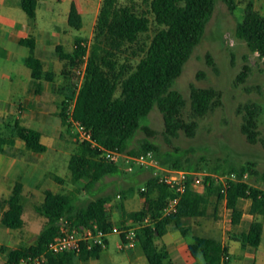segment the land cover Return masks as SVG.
<instances>
[{"label": "trees", "instance_id": "16d2710c", "mask_svg": "<svg viewBox=\"0 0 264 264\" xmlns=\"http://www.w3.org/2000/svg\"><path fill=\"white\" fill-rule=\"evenodd\" d=\"M230 11L237 8L236 0H223ZM38 0H22L25 12L35 16ZM154 15L159 29L145 50L144 56L135 67L126 64L119 65L120 56L139 41L140 35L149 30L150 20L145 14H139L131 6H122L118 0H103L98 14L94 40L90 48L86 39L77 36L72 51H67L62 44L56 47V55L64 61L63 75L69 79L72 68L78 66L87 57L85 74L79 85L76 80L62 89L68 94L62 100L59 117L62 123L71 131L72 124L68 120L67 110L74 102V119L91 131L96 147L88 141L77 144L71 155L69 169L74 182L87 179L85 189L91 195L92 191L101 189L106 184V178L116 176L122 168L119 164L109 162L100 157L99 147L108 151L125 152L137 156L148 151H154L164 166L173 169H198L192 164L184 165L182 156L171 158L162 153L160 147L148 138L142 139L133 146L137 133L145 131L148 136L155 132L149 125V115L157 107L163 114L166 134L175 137L180 130L189 136L195 134L197 122L188 123L184 119V108L187 100L183 93L174 89L176 80L181 76L186 62L190 59L196 46L201 42L206 26L215 10L216 0H144ZM68 24L75 30H81L84 22L75 2H72ZM235 36L244 41L252 52H258L264 59V14L256 9L252 0L244 6V17L238 23ZM21 45L29 47L31 53L26 59V65L32 71L33 86L36 93L43 89V80L53 81L54 72L45 71L41 59L36 57V41L33 36L23 38ZM209 63H212L211 58ZM246 68L237 81L243 82L247 76ZM120 93L118 94V91ZM221 93L213 88H194L190 94V106L193 116H203L220 104ZM246 114L241 131L247 142L256 144L262 141L258 130L260 107L256 104L245 107ZM12 137L0 132V153L15 155L11 145L13 138L25 142L26 149L34 153H44L47 146L41 142L42 133L16 122L11 127ZM160 152V153H159ZM159 153V154H158ZM251 173H257L254 162H247ZM214 173L223 174L220 168ZM236 171V170H233ZM232 171H230L231 173ZM240 176L246 174L245 166L241 167ZM264 179V175H263ZM55 180L60 184L65 181L59 176ZM145 191L141 195L145 204L141 211L125 213V217L135 221H143L150 216L146 225L136 230L137 240L149 264H173L169 252L158 246L157 240L169 230V226L178 229L184 237H191L189 250L193 257L201 258L205 264H223L227 248L213 237L192 235L186 219L205 217L209 215L208 208L211 199L226 200L232 210V224L237 225L242 218L239 200L250 199V213L254 220L247 233L238 238L244 246L257 248L263 237L264 224L260 217L264 216V190L250 186L247 181H234L224 195L215 182L205 184L201 189L189 184L178 205V212L163 215V209L172 191L152 176L145 183ZM23 185L16 183L13 194L8 200L0 201L7 206L2 214L1 225L11 229H20L25 225L23 219L24 204L22 202ZM108 198L99 196L86 205H78L72 194L66 192H48L45 200L35 205V210L46 217L47 223L41 230L37 241L32 245H20L17 248L1 247L6 253L10 264H16L23 258L44 254L47 261L44 264H73L75 258L88 259L97 257L101 248L84 249L81 253L67 251L61 254L47 252L48 244L61 233L64 221L69 229L83 227L90 222H96L103 229H110L112 223L106 208ZM126 226V224H124Z\"/></svg>", "mask_w": 264, "mask_h": 264}, {"label": "rangeland", "instance_id": "374dc122", "mask_svg": "<svg viewBox=\"0 0 264 264\" xmlns=\"http://www.w3.org/2000/svg\"><path fill=\"white\" fill-rule=\"evenodd\" d=\"M118 1L122 6H131L137 13L145 14L150 20L149 30L141 34L139 41L119 58L120 66L126 64L135 67L140 58L144 56L142 50L148 48L152 38L161 29V26L155 21L150 6L144 0ZM248 1L250 0H236V10L230 11L223 0H216L215 10L206 26L204 36L186 62L181 76L175 82L174 89L181 91L187 100L183 112L185 121L198 123L194 130L195 134L189 136L184 130H180L177 136H168L165 132L163 114L155 107L149 115V125L155 134L149 137L145 131L140 130L133 141V146L138 145L142 139L148 138L160 147L162 153L169 154L171 158L176 157V155L182 156L181 161L184 165L189 163L197 167L198 170L206 172H214L215 168H220L221 172H226L223 174H228L230 171L239 174L238 171L241 170L242 166H245L249 185L264 190V145L262 141L256 144L247 142L241 131L246 114L245 107L256 104L260 107L258 117L260 139L264 138V59L261 58L260 53L252 52L244 41L237 39L235 36L237 25L244 17V6ZM252 1L256 9L264 14V0ZM71 2L72 0H43L40 3L38 14L44 12L50 18L53 16L56 18L66 16L67 18ZM102 2L103 0H82L80 2L84 16V25L81 30H75L65 22L61 25V27L65 26L67 30V33L63 35V45L66 50H73L77 36L85 38L87 40L86 45L90 48L94 40L96 22ZM208 56L211 58L212 63H209ZM86 61L87 57L83 58L78 66L72 68L73 76H70L69 79H66L62 73L64 61H61L56 54L52 63L50 61L49 64H46V68L54 72V83H49V86L55 96H58L59 88L70 83L73 78L79 85L82 83ZM11 64L0 57V71L16 70L13 79L15 83H18L19 69L28 67L20 64L19 61H14ZM246 68L249 69L246 71L247 76L243 82H238V76ZM21 78L25 80L23 74ZM200 87L213 88L219 91L221 93L220 104L205 115L195 117L190 106V94L194 88ZM3 133L5 134V132ZM66 136L68 141H65V148L63 147L62 150H59V143L53 140L51 135L44 139L48 150L44 153H36L35 158L40 162L37 168L42 175L49 172V174L53 173V175L64 179L63 185L58 182L56 186L49 185L48 189L72 194L76 204L86 205L93 198L102 195L105 184L101 189L92 191L90 195L84 186L87 179L80 182L72 180L69 169L70 155L76 150L77 144L82 141L75 134H67ZM159 158L160 161H164V157L159 156ZM249 161L256 164L255 170L257 173H251L249 166H246ZM121 168L122 171L116 176L122 177L126 184L116 185L113 189L125 193L123 199L125 204L130 202L132 197L140 200L144 181L138 178V170L128 173L125 170V165H122ZM124 193L121 194L122 197ZM27 200L31 201L28 195ZM121 202L122 200L119 201V203ZM250 203V199L240 201L239 207L246 215L249 213ZM24 204L26 205L25 211L28 214L29 211L32 213L33 203L24 202ZM208 212V221L212 224L217 221L214 217L216 214L222 219L229 213L223 201H217L216 197L211 199ZM33 214L36 218H40L37 213ZM260 220L264 224V216L260 217ZM45 222V218L40 219L36 230L42 229ZM200 230L203 232L202 229ZM197 233L201 232L197 230Z\"/></svg>", "mask_w": 264, "mask_h": 264}, {"label": "crops", "instance_id": "0c3cea01", "mask_svg": "<svg viewBox=\"0 0 264 264\" xmlns=\"http://www.w3.org/2000/svg\"><path fill=\"white\" fill-rule=\"evenodd\" d=\"M42 1L38 0L35 16L30 17L23 9L22 0H0V57H3L8 64L19 61L20 64L27 66L26 59L31 51L29 47L21 45L20 41L23 38L33 36L36 41V57L41 59L45 71H52L46 68V64H49L50 61L52 63L55 58L56 47L59 44L63 45V35L67 33V30L65 26L61 27V25L64 22L68 23L70 10L67 13V18L66 16L50 18L44 12L39 15L38 10ZM72 2H75L79 12L84 17L80 5L82 0H72ZM15 73L16 70L13 69L0 71V132H5V134L3 133L5 136L12 137L11 127L19 122L40 131L42 133L41 142L46 146L44 139L51 135L53 140L59 143V150H62L63 147L65 148V141H68L66 135L72 134L59 117L60 105L65 95L68 94L67 90L62 89L66 85L61 86L58 96H55L49 86V83H54V80H43L42 91L36 93V87L33 86L32 71L29 67L19 69L18 83H15L13 79ZM22 74L25 80H22ZM11 145L15 149V155L0 153V201L8 200L13 194L15 184L21 183L23 185L22 202L23 204L24 202H32L33 211L30 213L28 208V214L24 204V227L11 229L1 226L2 214L7 206L0 204V264H10L7 254L1 251V247L17 248L20 245L29 246L36 243L43 229L36 230L37 224L42 218H45L46 224L48 219L36 212L35 205L42 203L48 192L56 193L57 191L50 190L48 187L49 185L56 186L58 183L55 180L56 175L53 173L49 174L48 172L44 175L39 173L40 170L37 166L40 165V162L35 158L36 153L27 150L24 141L13 138ZM137 176L144 181L143 186H145L146 181L154 174L151 170H138ZM119 184H126L122 177L106 178V184L101 195L108 198L106 208L112 225L124 226L126 224V226L136 229L146 225L150 216H147L143 221H135L132 218L126 219L124 215L125 213L141 211L145 204V198L140 194V200L132 197V200L125 204L123 202L125 193L113 189ZM123 193L124 196L122 197L121 194ZM27 195L31 201L27 200ZM42 198L43 200L40 201ZM120 200H122L121 203H119ZM241 200H239V204ZM223 203L229 213L222 219L216 214L214 217L217 221L214 224L208 221L209 215L186 219L191 228V234L213 237L219 240L222 246L228 250L226 254L229 256L227 264H264L263 237L260 246L257 248L244 246L238 240L242 233L248 232L254 216L250 211L247 215L242 211L240 222L233 225L232 210L228 208L226 200H223ZM33 213L40 215V218H36ZM243 226L245 227L242 228ZM172 227L169 226L168 232L157 240L158 246L169 252L171 262L173 264H205L201 258L192 256L189 250L191 237H184L178 229ZM197 230L201 233H197ZM73 264H149V262L139 243L135 247H130L122 240L121 236L111 234L107 237L106 246L101 249L97 257L88 259L78 257L73 260Z\"/></svg>", "mask_w": 264, "mask_h": 264}, {"label": "built area", "instance_id": "2783aa9c", "mask_svg": "<svg viewBox=\"0 0 264 264\" xmlns=\"http://www.w3.org/2000/svg\"><path fill=\"white\" fill-rule=\"evenodd\" d=\"M74 102L67 110L69 122L72 124V131L81 141H88L93 147L97 143L93 140L91 131L87 130L83 124L74 119ZM100 157L105 160L126 166V172L133 173L136 170H151L154 176L158 177L159 182L165 184L172 191L163 209V215H171L178 212V205L182 195L186 192L189 184L194 188L203 187L205 184L215 182L221 188V193L226 195L227 191L234 181H247V174L240 176L236 172L228 174H218L206 172L198 169H173L164 166L154 151L133 156L125 152L108 151L99 147ZM145 191V187L141 188ZM136 228L129 226H116L108 230L101 228L96 222H90L83 227L69 229L67 221H64L61 227V233L49 242L47 252L52 254H61L67 251L81 253L84 249L104 248L107 237L111 234L121 236L122 240L130 247H135L138 243ZM229 260L225 255L223 264ZM47 258L44 254L35 257L23 258L16 264H44Z\"/></svg>", "mask_w": 264, "mask_h": 264}]
</instances>
